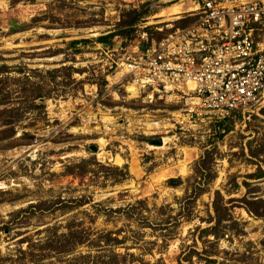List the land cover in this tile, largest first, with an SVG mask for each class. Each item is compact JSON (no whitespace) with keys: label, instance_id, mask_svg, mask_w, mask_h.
<instances>
[{"label":"rangeland","instance_id":"rangeland-1","mask_svg":"<svg viewBox=\"0 0 264 264\" xmlns=\"http://www.w3.org/2000/svg\"><path fill=\"white\" fill-rule=\"evenodd\" d=\"M198 1L0 0V264H264V97L185 121L111 77Z\"/></svg>","mask_w":264,"mask_h":264},{"label":"built area","instance_id":"built-area-1","mask_svg":"<svg viewBox=\"0 0 264 264\" xmlns=\"http://www.w3.org/2000/svg\"><path fill=\"white\" fill-rule=\"evenodd\" d=\"M263 17L262 0H199L189 24L113 61L111 77L184 98L185 121L244 113L264 97V45L256 35Z\"/></svg>","mask_w":264,"mask_h":264},{"label":"trees","instance_id":"trees-1","mask_svg":"<svg viewBox=\"0 0 264 264\" xmlns=\"http://www.w3.org/2000/svg\"><path fill=\"white\" fill-rule=\"evenodd\" d=\"M192 20H193V19H192ZM192 20H191V21H192ZM191 21H190V22H191ZM104 38H105V36H100V37H98V40H103ZM169 182H174V179H170ZM214 209L216 210V202H214ZM124 257H125V256H124ZM124 257H123V258H124ZM84 258H85V257H83V256L80 258V264H84V262H85V261H84ZM85 264H86V262H85Z\"/></svg>","mask_w":264,"mask_h":264},{"label":"bare ground","instance_id":"bare-ground-1","mask_svg":"<svg viewBox=\"0 0 264 264\" xmlns=\"http://www.w3.org/2000/svg\"><path fill=\"white\" fill-rule=\"evenodd\" d=\"M127 87H128V89H130L132 91L135 90L134 87L131 84H129ZM0 186H2V183H0Z\"/></svg>","mask_w":264,"mask_h":264}]
</instances>
